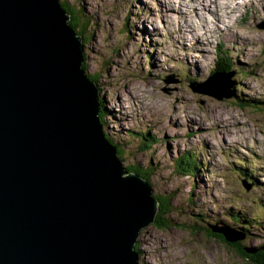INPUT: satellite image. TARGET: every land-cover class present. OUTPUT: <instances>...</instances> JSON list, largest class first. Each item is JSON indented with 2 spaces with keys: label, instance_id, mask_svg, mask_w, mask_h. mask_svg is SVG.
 <instances>
[{
  "label": "rangeland",
  "instance_id": "rangeland-1",
  "mask_svg": "<svg viewBox=\"0 0 264 264\" xmlns=\"http://www.w3.org/2000/svg\"><path fill=\"white\" fill-rule=\"evenodd\" d=\"M62 1L90 20L85 72L96 78L103 132L123 166L149 173L152 196L170 197L167 226L150 223L138 234L139 264H252L204 226L240 233L233 209L251 223L238 242H264L263 0L257 13L255 0H220V21L206 12L210 0ZM218 45L231 52L232 68L210 74ZM217 73L230 74L231 97L192 90ZM141 133L155 140L148 148ZM189 150L199 168L179 174L173 160Z\"/></svg>",
  "mask_w": 264,
  "mask_h": 264
},
{
  "label": "water",
  "instance_id": "water-1",
  "mask_svg": "<svg viewBox=\"0 0 264 264\" xmlns=\"http://www.w3.org/2000/svg\"><path fill=\"white\" fill-rule=\"evenodd\" d=\"M68 20L59 0H0V264H137L158 200L105 136ZM229 76L192 90L229 98Z\"/></svg>",
  "mask_w": 264,
  "mask_h": 264
},
{
  "label": "trees",
  "instance_id": "trees-1",
  "mask_svg": "<svg viewBox=\"0 0 264 264\" xmlns=\"http://www.w3.org/2000/svg\"><path fill=\"white\" fill-rule=\"evenodd\" d=\"M61 5L65 8L66 13L69 15V20L68 23L72 26V28L76 31V33L78 35H80L82 37V41L86 42L88 37V26L90 25V20L84 15V13L81 10L76 9L73 6H69L67 2L59 0ZM84 44V43H83ZM229 52L225 49L223 50V46L222 45H218V48L216 49V55L218 58L217 63H215V68H213V70H211L210 74H213L215 72H227L228 70H230L232 68V63L231 60L228 58L229 56L227 55ZM84 54V52H83ZM85 56V55H84ZM82 66L84 68V70L87 72V67L85 65V60L82 63ZM85 72V73H86ZM87 74V73H86ZM244 74V73H243ZM89 78H91L95 83H96V78H94L93 76H91V74H87ZM99 100V97H98ZM246 102H244L242 105H244ZM100 121L101 120V115H100ZM106 136V135H105ZM141 137V144L142 146H140L141 148H148L152 141H155L154 139L152 140L151 136L146 135V137H144V134H140ZM106 138L113 144L112 140L110 138H108L106 136ZM115 145V144H114ZM116 146L117 149V154H120V148ZM118 156V155H117ZM173 166L176 170L177 173L179 174H190V173H195L198 170V161H197V156L195 154L194 151H185L183 153H181L179 156H177L174 160H173ZM126 171H130V172H136L139 175H141L142 177H144L149 183V173L146 172H141V170L139 169V167L137 166H125ZM239 173L243 176H246L247 178H249L251 176V173H247L245 171V169H242L241 167L237 168ZM174 170V171H175ZM154 198H156L158 200V212L156 214L155 220L153 223H155V225L159 226V227H165L167 226V221L164 218V214L166 212H168L170 210L169 205H170V197H162L160 195H154ZM230 213V217L232 219V222L234 224H236V228H238L240 230V233H244L247 230V225L250 226V222L249 220H247L248 222H245L244 224H242V220H245L244 218V214L238 212V211H234L233 209L229 210ZM242 217V219H241ZM258 219H260L261 217H257ZM255 219V218H254ZM208 226H204L203 224H199V227L204 226V232L205 234H207L208 236H213L216 238L221 239L225 244L230 245L232 248H235V250L244 258H246L247 260H249L252 264H264V242L262 244L256 245V246H252V247H246L243 244H240L238 241L235 243H229L227 242L224 237L221 234H218L216 232L212 231V228L210 225H214V223L212 222V224L209 222L207 223ZM198 224H194L193 227H195ZM135 251L137 252V254L139 255V251L137 250V244H135L134 246ZM247 248H250L251 250L248 251L246 250ZM139 257V256H138ZM139 264V262H138Z\"/></svg>",
  "mask_w": 264,
  "mask_h": 264
},
{
  "label": "bare ground",
  "instance_id": "bare-ground-1",
  "mask_svg": "<svg viewBox=\"0 0 264 264\" xmlns=\"http://www.w3.org/2000/svg\"><path fill=\"white\" fill-rule=\"evenodd\" d=\"M199 1L200 0H194V4H197V3H199ZM227 1V0H226ZM250 1V0H249ZM60 2V1H59ZM222 2H224V1H220V0H210V1H208V5H210V7H211V9L212 10H210V7H209V11H206L207 12V14H209V15H211V16H213V18H217V20L218 21H220V18L222 17L223 18V16H222V14H220L219 13V9L221 8L222 10H223V8H224V6H223V4H222ZM257 2H258V0H255L254 1V3L252 4L251 2H250V4L252 5L251 7H253V12H256L257 13V11H259L260 10V7H259V5L257 4ZM263 2H264V0H263ZM190 3H191V1H190ZM202 3H203V7H200L199 6V4H198V6L197 7H200L201 9H204V7H205V4H204V2L202 1ZM216 3H218V5H215ZM260 5L262 6V3H260ZM213 6V7H212ZM264 8V7H263ZM262 10V9H261ZM65 12H66V10H65ZM206 12H204V13H206ZM222 13H224V14H226V15H229V13H233V11L231 10L230 12H228V10H224ZM264 13V12H263ZM211 20V19H210ZM183 21V20H182ZM198 21V20H197ZM208 21V20H207ZM186 22V21H185ZM206 25V24H205ZM186 27L185 26V24H181V27ZM221 28V27H220ZM190 31V32H192L193 31V29H192V27H191V25H189L187 28H186V31ZM185 33V32H184ZM184 33H183V35H184ZM179 35V34H178ZM183 35H181L180 34V36H183ZM202 37H205V36H202ZM211 39V38H210ZM81 41H82V37H81ZM83 51H84V48H83ZM228 51V50H227ZM229 53L227 54L228 56H230L229 54L231 53L230 51H228ZM83 56H84V54H83ZM84 61V60H83ZM83 67V66H82ZM84 69V68H83ZM216 73V72H215ZM213 112V111H212ZM215 113H217V112H215ZM219 114V113H218ZM215 115V114H214ZM217 115V114H216ZM213 118V117H212ZM216 118V117H215ZM158 207V206H157ZM141 230V229H140ZM140 230H139V232H140ZM139 234V233H138ZM137 241V240H136ZM134 246H135V244H134ZM137 253V252H136ZM137 264H138V254H137Z\"/></svg>",
  "mask_w": 264,
  "mask_h": 264
}]
</instances>
